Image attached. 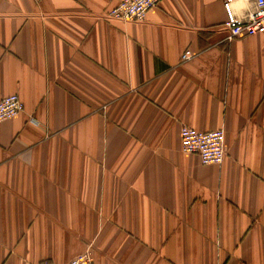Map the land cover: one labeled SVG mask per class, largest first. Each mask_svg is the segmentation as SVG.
<instances>
[{
	"label": "crops",
	"instance_id": "crops-1",
	"mask_svg": "<svg viewBox=\"0 0 264 264\" xmlns=\"http://www.w3.org/2000/svg\"><path fill=\"white\" fill-rule=\"evenodd\" d=\"M0 0V264H264V33L222 0ZM253 2L234 1L240 18ZM193 55L183 59L185 51ZM223 129L225 158L181 150Z\"/></svg>",
	"mask_w": 264,
	"mask_h": 264
},
{
	"label": "built area",
	"instance_id": "built-area-1",
	"mask_svg": "<svg viewBox=\"0 0 264 264\" xmlns=\"http://www.w3.org/2000/svg\"><path fill=\"white\" fill-rule=\"evenodd\" d=\"M163 0H122L109 9L104 17L107 20L140 22L145 20L148 12L160 5ZM235 0H222L226 12L225 26L231 38L246 37L264 33V0H244L253 2L254 7L246 17L240 18L234 10ZM193 55L191 50L185 51L183 59ZM24 110V103L18 94H10L0 100V122L12 119ZM181 150L184 153H195L204 164H221L225 158L223 129L198 130L183 125L180 131ZM39 264H56L44 260ZM65 264H94V252L88 247Z\"/></svg>",
	"mask_w": 264,
	"mask_h": 264
}]
</instances>
